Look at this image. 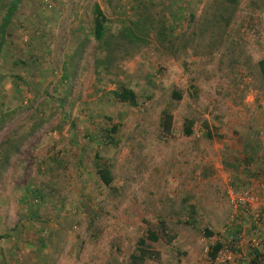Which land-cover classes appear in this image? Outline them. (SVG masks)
I'll use <instances>...</instances> for the list:
<instances>
[{"label":"rangeland","instance_id":"obj_1","mask_svg":"<svg viewBox=\"0 0 264 264\" xmlns=\"http://www.w3.org/2000/svg\"><path fill=\"white\" fill-rule=\"evenodd\" d=\"M6 32L0 264H208L217 240L238 264L263 258L245 241L264 239L261 196L232 200L264 193V0H21ZM120 85L135 104L114 96ZM142 238L151 255L131 261Z\"/></svg>","mask_w":264,"mask_h":264},{"label":"trees","instance_id":"obj_2","mask_svg":"<svg viewBox=\"0 0 264 264\" xmlns=\"http://www.w3.org/2000/svg\"><path fill=\"white\" fill-rule=\"evenodd\" d=\"M230 3H234L238 0H226ZM21 3V0H11L10 5L8 7V11L4 16V21L0 26V33L2 35L1 41H0V45L3 43V39L6 35V28L7 25L11 22L13 15L16 13L17 9L19 8V5ZM107 17L104 14L102 8L100 7L99 3L95 2L94 4V34L97 40H99V42L101 44H103L105 47L108 44L109 39L106 38L107 35V31H108V27H107ZM228 23V21H227ZM129 30L132 32L133 30L131 29V27H129ZM134 33V32H133ZM124 34L121 33V36ZM260 68L261 71L263 73L264 76V58H262L260 61ZM113 94L115 97H117L119 100L121 101H128L132 104H135L137 102V94L136 92L128 87V86H124V85H120L118 86V88L112 90ZM172 98H174L175 100H180L183 98V91L177 88H174L172 91ZM173 123V114L170 111L169 108H165L162 111V119H161V125L163 126V128L165 129H170ZM193 123L194 120L192 118H185L184 120V128H183V132L185 135L189 136L193 133ZM115 130V128H114ZM97 172L99 177L101 178V180L106 184V185H110L113 181V175H112V171L110 168V165L108 164V162L106 160L100 159L99 162H97ZM212 232L208 231V234L210 235ZM149 239L152 240H158L159 239V235L155 230H150L149 231ZM145 243V239H140V246L141 244ZM222 246L221 243L217 242L213 248V250L211 251V254H214V252L216 250H218L220 247ZM141 253H133L131 255V261H140L143 260L145 258V256L148 254L151 255V252L148 249H145L143 246H141L140 248Z\"/></svg>","mask_w":264,"mask_h":264},{"label":"built area","instance_id":"obj_3","mask_svg":"<svg viewBox=\"0 0 264 264\" xmlns=\"http://www.w3.org/2000/svg\"><path fill=\"white\" fill-rule=\"evenodd\" d=\"M264 173V171H263ZM261 187H263L264 191V182L261 183ZM259 194L254 191H246L243 194H239L235 198H233L234 206L239 207L244 205L249 207L254 205V203H258L259 201ZM261 220H264V208L262 207L259 213L256 215L255 222L260 223ZM248 243L251 247H263L264 250V239L260 238L258 235L252 233L248 237ZM232 244H226L221 246L218 250L211 254L213 250L209 246L204 247V255L208 264H238L236 258L238 257V252L236 249L233 248ZM239 264H264V255L263 258L257 259L255 256H250L247 258L246 261L239 263Z\"/></svg>","mask_w":264,"mask_h":264},{"label":"crops","instance_id":"obj_4","mask_svg":"<svg viewBox=\"0 0 264 264\" xmlns=\"http://www.w3.org/2000/svg\"><path fill=\"white\" fill-rule=\"evenodd\" d=\"M260 196H261L260 198H261L262 207L264 208V193L261 192V195H260ZM259 203H260V202H258V204H259ZM262 207H261V208H262ZM261 208H259V209H261ZM246 209H248V207H246ZM241 210H243V209H241ZM248 237H249V235H248ZM248 237H247V238L245 237V241H248ZM218 241H219V240H217V242H218ZM217 242H216V243H217ZM219 243H220V242H219ZM241 245L243 246V248H244L243 251H244V253H245V252H246V245H245V242H242Z\"/></svg>","mask_w":264,"mask_h":264},{"label":"bare ground","instance_id":"obj_5","mask_svg":"<svg viewBox=\"0 0 264 264\" xmlns=\"http://www.w3.org/2000/svg\"><path fill=\"white\" fill-rule=\"evenodd\" d=\"M262 254H264V250H263V253Z\"/></svg>","mask_w":264,"mask_h":264}]
</instances>
